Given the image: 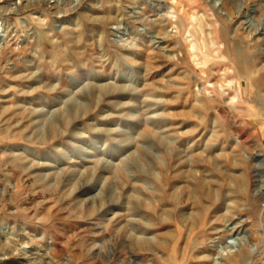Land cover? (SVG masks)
<instances>
[{
  "label": "rangeland",
  "instance_id": "1",
  "mask_svg": "<svg viewBox=\"0 0 264 264\" xmlns=\"http://www.w3.org/2000/svg\"><path fill=\"white\" fill-rule=\"evenodd\" d=\"M1 231L35 264H264V0H0Z\"/></svg>",
  "mask_w": 264,
  "mask_h": 264
},
{
  "label": "bare ground",
  "instance_id": "2",
  "mask_svg": "<svg viewBox=\"0 0 264 264\" xmlns=\"http://www.w3.org/2000/svg\"><path fill=\"white\" fill-rule=\"evenodd\" d=\"M218 3L217 4L213 3L214 7L217 8ZM56 133H58V132H56ZM3 236L6 237V234L3 231H1L0 237H3ZM16 253H18V254H16ZM46 255H45V258H44V256L43 257L39 256V257L33 259V255L31 256V254H29V252L27 253V252L20 251V250L16 249L15 248V242L10 240V238H6V240H4V241L0 240V264H35L36 260H38V258L39 259L41 258V260L46 259L47 258ZM49 264H51V262Z\"/></svg>",
  "mask_w": 264,
  "mask_h": 264
}]
</instances>
